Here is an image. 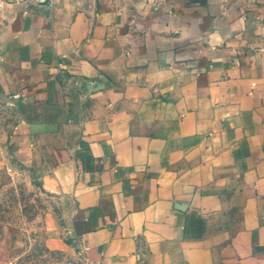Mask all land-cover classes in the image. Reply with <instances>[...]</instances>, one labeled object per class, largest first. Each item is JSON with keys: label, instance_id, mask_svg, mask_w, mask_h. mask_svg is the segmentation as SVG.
Instances as JSON below:
<instances>
[{"label": "crops", "instance_id": "1", "mask_svg": "<svg viewBox=\"0 0 264 264\" xmlns=\"http://www.w3.org/2000/svg\"><path fill=\"white\" fill-rule=\"evenodd\" d=\"M8 103L0 200L63 201L64 262L264 264V0H0Z\"/></svg>", "mask_w": 264, "mask_h": 264}, {"label": "rangeland", "instance_id": "2", "mask_svg": "<svg viewBox=\"0 0 264 264\" xmlns=\"http://www.w3.org/2000/svg\"><path fill=\"white\" fill-rule=\"evenodd\" d=\"M13 108L11 103L0 107V140L4 139L5 133L12 126ZM47 209V198L40 193L37 185L21 184L3 194L0 200V264L7 263V253L1 244V235L8 230L22 237L29 246V254L34 261L45 260L50 264L64 262L68 249L56 246L53 242L48 244L47 240L48 234L58 237L59 228L66 219V205L61 200L54 202L50 207L53 213L50 219L47 217ZM49 222L50 233L47 228Z\"/></svg>", "mask_w": 264, "mask_h": 264}, {"label": "built area", "instance_id": "3", "mask_svg": "<svg viewBox=\"0 0 264 264\" xmlns=\"http://www.w3.org/2000/svg\"><path fill=\"white\" fill-rule=\"evenodd\" d=\"M64 264H88L86 259L83 257L82 252L79 251V258L75 259H67Z\"/></svg>", "mask_w": 264, "mask_h": 264}]
</instances>
